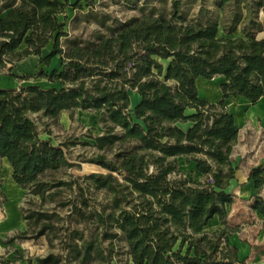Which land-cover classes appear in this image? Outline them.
<instances>
[{
	"label": "trees",
	"instance_id": "trees-1",
	"mask_svg": "<svg viewBox=\"0 0 264 264\" xmlns=\"http://www.w3.org/2000/svg\"><path fill=\"white\" fill-rule=\"evenodd\" d=\"M80 1L0 0V70L30 56L46 67L60 59V69L17 76L52 88H0V160L30 197V207L21 208L26 229L5 243L44 239L48 248L35 257L16 249L15 261L113 264L122 242L132 264H246L230 243L239 231L226 206L235 201L229 186L240 129L225 103L264 98V0H214L220 19L205 21L184 13L182 0H172L168 14L94 16L99 29L88 40L72 38L59 18ZM215 78L223 79L222 97L210 103L196 82ZM76 111L98 117L104 133L89 138L104 154L85 162L106 173L65 180L57 174L78 167L65 152L69 142L42 139L33 116L55 121ZM179 157L203 180L171 179L180 174ZM250 179L262 189L264 167ZM92 190L108 196L105 206L92 205ZM251 209L264 219V198L255 196ZM10 263L0 255V264Z\"/></svg>",
	"mask_w": 264,
	"mask_h": 264
},
{
	"label": "rangeland",
	"instance_id": "rangeland-1",
	"mask_svg": "<svg viewBox=\"0 0 264 264\" xmlns=\"http://www.w3.org/2000/svg\"><path fill=\"white\" fill-rule=\"evenodd\" d=\"M62 1L67 2L69 5H73L77 0ZM182 2L184 3L182 11L190 18H201L203 21L206 19H216L218 17L220 19L221 15L214 6V0H182ZM141 10L145 12L156 10L158 13L168 14L172 10V0H94V4L91 6H88L85 0H81L77 8L68 7L66 14L59 18L61 22L66 24L65 29L70 33L72 38H83L84 40H88L99 29V25L95 21L94 16L101 17L110 15L123 20L134 16H140ZM64 42L65 40H63V44ZM51 47L52 45L50 44L44 51V55L51 50ZM39 62V57L30 56L22 61L16 62L12 71L0 70V88H19L29 85H38L44 89L52 88L53 85L42 79L31 78L29 80H22L17 77L24 76L25 74L34 75L41 68L48 72L53 68L60 69L59 57L53 59L49 67ZM222 82L223 79L215 78L211 81L199 83L197 86L199 97L203 100L210 98L214 99L219 94L218 98L221 99L220 84ZM216 102L218 101L214 103ZM137 103L138 100L136 99V95L132 93L131 108H134ZM226 105H229L228 109ZM256 107V109H252V106L242 109L239 99L234 98H230L225 103V108L228 112L230 109L243 118L245 116H249L250 118L247 125L242 129L240 139L234 150V167L240 169L242 172L239 173V177L250 175L251 171L255 168L260 166L264 167V105L261 103L259 105L257 104ZM190 112L191 111H188V113ZM33 118L38 123L42 139L46 140L50 138L56 146L61 142H69L70 147L68 150H65V152L72 163L78 164L76 165L78 167L59 172L57 177L71 180L72 178L81 179L93 173H106L103 169L85 162L87 159L94 158L99 154H104L96 149L95 142L89 138L90 134L99 136L104 133L97 116L90 112L76 111L73 113V117H70V113L64 112L55 121H40L35 116H33ZM45 124H47V126H44ZM106 155L108 159H112L110 153ZM177 166L180 174L178 176L172 175L171 179L182 177L188 179L192 178L195 181L203 180V177L196 171L193 162L187 163L183 157H179L177 159ZM252 167L255 168L251 169ZM8 173L6 165L0 160V176L3 179L2 192L0 191V208L9 207V209L12 210L11 214L14 216V212L17 213L22 207H30L29 203H27L30 197H27L24 191L17 188ZM75 190L77 191V189ZM69 194L70 193H65L64 196L69 198ZM74 196H76V194H74ZM90 196L92 205L95 206H105L108 200V196L101 191L92 190ZM35 200L36 204H39L38 198ZM251 204H253L252 200H236L230 207L228 220H230L232 226L238 225V229H240L239 232L242 230L240 232V238L242 240L247 241L249 245L261 252L262 249H264V219L251 210ZM46 206L51 208V205ZM2 215L6 214H4L3 210H0V217H2ZM15 219L16 227L13 232L14 234L20 231L21 221L19 216L15 217ZM217 224V219L211 222V226ZM258 235L261 236V239L256 243L255 241ZM21 244L22 243H16L14 250H22L25 256H44L48 253V248L44 239H41L36 245H29L28 243ZM118 246L120 255L118 262H114L113 264H132L125 254L123 243L120 242ZM11 248L12 247H9V249ZM12 253H14V251Z\"/></svg>",
	"mask_w": 264,
	"mask_h": 264
},
{
	"label": "crops",
	"instance_id": "crops-1",
	"mask_svg": "<svg viewBox=\"0 0 264 264\" xmlns=\"http://www.w3.org/2000/svg\"><path fill=\"white\" fill-rule=\"evenodd\" d=\"M263 34H264V32L259 34L258 38L264 39ZM55 58H53V59H55ZM197 82H196V84L198 86L199 83H203V82H207V81L203 80V79H198ZM218 97H219V94H218V96H216V98H214V99L210 98V99H207L206 101L209 100L208 102L214 103L215 101L220 100V98H218ZM136 99L139 100L137 95H136ZM234 99H239L240 107L242 109H246L249 106H252V109L253 108L256 109L257 104L259 105L262 103L264 105V98L260 99L255 104H251L250 102H248L247 100H245L242 97H237ZM226 108L228 109L229 105H226ZM254 111H256V110H254ZM229 112L234 115L236 125L240 129V135H239V139H240L241 131L247 125V122L250 118H249V116H245L243 118L241 115H237V113L235 111H232L230 109H229ZM239 139H238V141H239ZM234 150H235V148H234ZM233 159H234V153H233ZM1 161H3V163L6 165L8 172H9L8 173L9 177L12 180V170H11L10 165L8 164L6 159H2ZM234 164H235V160H233V166H234ZM253 168H255V167H252L251 169H253ZM239 173H242V172L240 169H237L235 178L230 182V186H229V191H231L235 195V201L236 200H248V201L252 200L253 201L255 196H260V197L264 198V187L262 189H256L254 181L252 179H250L249 174L243 175L242 177H239ZM12 182L14 183L13 180H12ZM2 183H3V181H2ZM16 186L19 190L24 191L18 185H16ZM0 191L2 192V186L0 188ZM235 201H234V203H235ZM232 205L226 206V211H227L228 215H229L230 207ZM251 206H252V204H251ZM0 210H3L4 214H6V215H2V217H0V255L4 256L5 262L7 260H11L12 263H10V264H26L25 262H16L14 259V256H15L14 247H16V243H13V244H6L5 243L7 238L14 235L13 232L15 231V227H16L15 217L19 216V218H21L19 230L22 232L26 229L25 221L23 220L21 210L17 211V213L14 212V216L11 214L12 210L9 209V207L0 208ZM227 220H228V217H227ZM228 222L230 223V220H228ZM236 226L238 227V225H236ZM240 232L238 231L237 233H234L230 237V243L238 248L240 259L246 260V264H264V249H262L261 252L257 251L258 249L256 250L254 247L249 245V243L247 241H244L240 238ZM260 239H261V236L258 235L255 242L258 243V241ZM27 243L29 245L32 244L30 242H27ZM22 244H25V243H22ZM9 247H12V248L9 249ZM13 251H14V253H12Z\"/></svg>",
	"mask_w": 264,
	"mask_h": 264
},
{
	"label": "bare ground",
	"instance_id": "bare-ground-1",
	"mask_svg": "<svg viewBox=\"0 0 264 264\" xmlns=\"http://www.w3.org/2000/svg\"><path fill=\"white\" fill-rule=\"evenodd\" d=\"M201 92V91H200ZM202 93V92H201Z\"/></svg>",
	"mask_w": 264,
	"mask_h": 264
}]
</instances>
